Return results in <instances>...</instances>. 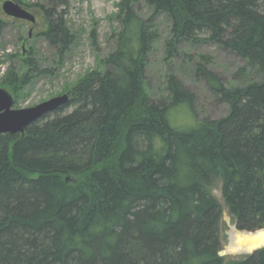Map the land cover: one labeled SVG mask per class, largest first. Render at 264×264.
<instances>
[{
    "label": "trees",
    "instance_id": "trees-1",
    "mask_svg": "<svg viewBox=\"0 0 264 264\" xmlns=\"http://www.w3.org/2000/svg\"><path fill=\"white\" fill-rule=\"evenodd\" d=\"M171 21L167 59L181 42H211L245 62L226 86L197 63L226 115L171 124L194 95L171 74L170 98L152 99L146 67L158 37L135 6ZM44 7V37L61 53L74 41L68 0ZM116 48L81 78L68 102L24 133L0 134V264H264V247L238 259L222 250V197L238 230L264 227V0H121ZM209 60V59H208ZM210 61V60H209ZM30 72L2 85L22 90ZM16 73V72H15ZM259 77L260 79H257Z\"/></svg>",
    "mask_w": 264,
    "mask_h": 264
},
{
    "label": "rangeland",
    "instance_id": "rangeland-1",
    "mask_svg": "<svg viewBox=\"0 0 264 264\" xmlns=\"http://www.w3.org/2000/svg\"><path fill=\"white\" fill-rule=\"evenodd\" d=\"M4 1L0 0V87L13 95L14 108L32 107L68 94L87 73L102 69V60L116 48L117 34L122 29L119 18L121 0H68L65 6H58V11H64L67 26L74 36L73 43L64 54L42 34L48 27L42 6L53 7L50 0H15L35 16V22L7 15L2 8ZM135 9L142 18L152 20V29L158 33L146 67L145 82L149 96L157 101H168V78L171 74L194 95L193 108L175 109L170 116L171 124L186 129L197 120L226 115L229 104L217 100L208 83L196 74V65L207 64L209 69L223 78L226 86L232 87L242 86L253 79L254 74L250 69L246 79L236 75L246 62L235 53L211 42H181L176 55L167 59V42L171 39L170 19L164 14L155 16L153 10L143 2L136 5ZM28 56L36 60L38 68L53 72L31 73V82L18 93L13 87L2 85L3 75L10 68L14 70L12 78L30 72L24 65V59ZM210 190L223 208L220 254L227 259L241 258L246 254L226 252L228 231L236 225L224 203L221 182L215 183Z\"/></svg>",
    "mask_w": 264,
    "mask_h": 264
},
{
    "label": "water",
    "instance_id": "water-1",
    "mask_svg": "<svg viewBox=\"0 0 264 264\" xmlns=\"http://www.w3.org/2000/svg\"><path fill=\"white\" fill-rule=\"evenodd\" d=\"M2 7L4 12L11 17L25 19L31 22L36 21L35 16L15 0L4 1ZM68 100L69 95L65 93L32 107L14 108L13 105L15 99L13 95L5 88L0 87V134L24 133L31 123L57 110L59 107L65 105ZM263 228L264 227H259L258 229L245 232H256ZM262 247H264V245L259 246L246 254H251Z\"/></svg>",
    "mask_w": 264,
    "mask_h": 264
},
{
    "label": "bare ground",
    "instance_id": "bare-ground-1",
    "mask_svg": "<svg viewBox=\"0 0 264 264\" xmlns=\"http://www.w3.org/2000/svg\"><path fill=\"white\" fill-rule=\"evenodd\" d=\"M229 243L226 252L232 254H246L264 245V228L256 232H245L232 226L228 231Z\"/></svg>",
    "mask_w": 264,
    "mask_h": 264
},
{
    "label": "flooded vegetation",
    "instance_id": "flooded-vegetation-1",
    "mask_svg": "<svg viewBox=\"0 0 264 264\" xmlns=\"http://www.w3.org/2000/svg\"><path fill=\"white\" fill-rule=\"evenodd\" d=\"M3 5V4H2ZM3 8V7H2ZM15 18V17H14ZM17 19V18H16Z\"/></svg>",
    "mask_w": 264,
    "mask_h": 264
}]
</instances>
